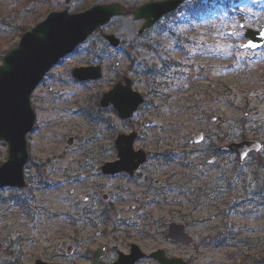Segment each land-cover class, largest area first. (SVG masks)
Returning <instances> with one entry per match:
<instances>
[{"label": "rangeland", "instance_id": "1", "mask_svg": "<svg viewBox=\"0 0 264 264\" xmlns=\"http://www.w3.org/2000/svg\"><path fill=\"white\" fill-rule=\"evenodd\" d=\"M149 1L0 0V55L20 38L1 17L19 14L17 24L32 27L37 13ZM192 4L207 5L206 14L191 13ZM142 23L115 17L33 92L26 186L0 188V264H89L100 247L112 263L132 244L147 254L137 264H159L148 256L158 249L190 264H264V45L242 48L246 27L264 28V0H187L143 34ZM90 64L103 66L101 79L74 78L73 68ZM120 74L145 96L129 119L99 106ZM133 131L147 161L133 176L105 174L103 164L118 159L117 136ZM245 140L263 148L244 163L219 149ZM7 156L0 141V164ZM172 222L193 244L166 238Z\"/></svg>", "mask_w": 264, "mask_h": 264}, {"label": "water", "instance_id": "2", "mask_svg": "<svg viewBox=\"0 0 264 264\" xmlns=\"http://www.w3.org/2000/svg\"><path fill=\"white\" fill-rule=\"evenodd\" d=\"M186 0H160L147 2L135 9H130L120 2L96 4L90 8L72 13L67 9L49 12L41 21L24 32L17 44L7 50L0 63V141L8 143L7 159L0 165V188H24L25 166L29 159L27 136L33 131L36 113L31 104V96L45 75L60 59L73 52L97 29L108 24L115 17L133 15L135 20H143L139 33H144L165 15L177 11ZM248 39L242 48L256 50L264 45V28L255 30L247 27ZM104 38L111 46L117 48L121 44L115 34H106ZM255 45V46H252ZM73 76L81 81L97 80L103 76L100 64L75 67ZM142 93L133 89V81L126 74L100 99V107L113 105L122 119L130 118L143 104ZM138 133H121L115 144L118 159L106 162L102 166L105 174L127 172L134 175L139 167L146 162L147 153L135 150L134 143ZM203 134L194 135V142L200 143ZM73 139L69 140L72 143ZM263 148L261 141L245 140L240 143L225 144L220 150L235 152L241 163H244L253 151ZM166 238L175 243L191 245L193 236L186 231L184 224L172 222ZM1 248V242H0ZM146 253L137 245L132 244L130 253H119L118 260L112 264H136ZM105 247L98 248L93 254L91 264H108ZM160 264H190L181 258L168 257L163 249L150 253ZM34 264H48L36 260Z\"/></svg>", "mask_w": 264, "mask_h": 264}, {"label": "trees", "instance_id": "3", "mask_svg": "<svg viewBox=\"0 0 264 264\" xmlns=\"http://www.w3.org/2000/svg\"><path fill=\"white\" fill-rule=\"evenodd\" d=\"M33 1H35V2H45L46 0H33ZM150 1H152V0H150ZM206 6L205 5H201L199 7L198 4H192V5H190L188 7V9H190L191 13H193L196 16L199 15V14L205 15L206 14L205 12L208 9V6L207 7ZM194 9H195V11H194ZM17 15H18L17 17H19V14H17ZM39 16H41L40 13H37L36 15L33 16V18L35 19L36 22H38L40 20ZM17 17H13L14 19L11 18V22L6 21L4 18L1 17V21H2L3 26L5 27V29H7V28L9 29V30H5L4 32L12 33V30H15V31H17V33H19L21 35L23 32H25L26 30H28L30 28V27H25L24 25L17 24L20 21L19 19H17ZM5 53H6V49L1 50L0 62L2 61L3 55ZM154 74L157 75L159 73L154 71Z\"/></svg>", "mask_w": 264, "mask_h": 264}, {"label": "snow or ice", "instance_id": "4", "mask_svg": "<svg viewBox=\"0 0 264 264\" xmlns=\"http://www.w3.org/2000/svg\"><path fill=\"white\" fill-rule=\"evenodd\" d=\"M252 46H255V45H252Z\"/></svg>", "mask_w": 264, "mask_h": 264}]
</instances>
